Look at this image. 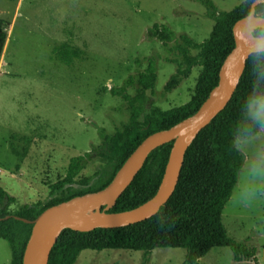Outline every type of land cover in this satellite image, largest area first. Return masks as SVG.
Listing matches in <instances>:
<instances>
[{"label": "rangeland", "instance_id": "obj_1", "mask_svg": "<svg viewBox=\"0 0 264 264\" xmlns=\"http://www.w3.org/2000/svg\"><path fill=\"white\" fill-rule=\"evenodd\" d=\"M236 7L238 0H0L7 34L0 60V187L17 200L10 210L37 202L47 206L88 190L78 186L51 194L70 160L87 153L76 180L99 189L111 173L99 156L102 136L123 133L133 109L113 92L125 90L134 99L139 75L153 62L157 81L143 92L144 105L167 111L189 103L200 69L177 85L172 80L177 66L169 62L177 58L175 47L182 36L205 42L215 23L211 11L220 15ZM155 24L173 32L167 46L147 39ZM62 46L79 54L69 66L54 55ZM222 222L232 239L255 249L258 262L236 263L225 247L212 249L199 264H264V205L246 210L228 202ZM186 259L184 249L149 255L104 250L84 251L76 264H186ZM10 263L9 244L0 239V264Z\"/></svg>", "mask_w": 264, "mask_h": 264}, {"label": "trees", "instance_id": "obj_2", "mask_svg": "<svg viewBox=\"0 0 264 264\" xmlns=\"http://www.w3.org/2000/svg\"><path fill=\"white\" fill-rule=\"evenodd\" d=\"M210 10V4L207 5ZM215 20L209 39L196 44L187 36H182L181 44L175 47L177 58L169 60L177 66L172 80L177 85L189 77L194 69H200L194 94L186 105L163 111L152 105H144L143 92L153 90L157 81V69L150 62L147 70L139 75L141 89L131 99L125 90L113 92L130 101L132 115L130 126L123 133L102 136L99 156L107 162L110 177L99 189H90L89 180L78 182L76 178L85 169L90 154L70 160L66 176L51 186V194L64 192L70 188L82 187L71 197L54 200L44 206L42 202L23 205L16 211L10 210L16 198L0 187V239L7 241L11 250L10 264H23V256L33 225L17 220L34 221L47 208L106 188L129 156L150 135L168 130L193 116L209 97L219 82L220 69L235 47L233 26L242 15L236 7L230 13L209 14ZM4 21L0 20V60L6 44L7 34ZM148 40H157L167 46L174 38L167 26L155 24L147 34ZM168 51L174 49L169 47ZM199 51L195 56L192 51ZM64 64L70 65L71 52L62 46L54 51ZM250 67L246 64L244 74L228 106L206 127L188 148L181 170L179 183L169 202L153 218L124 228L96 229L91 232L65 230L52 249L48 264H76L84 251L123 250L144 252L149 255L156 249H184L187 251L186 264H199L212 249L229 248L235 262L253 260L258 262L255 249L244 242L232 239L223 222V211L235 183V170L242 156L232 151L231 129L239 107L248 90ZM169 91L171 88L167 86ZM173 142L154 150L146 160L142 170L132 184L109 211L120 213L135 209L157 193L161 184ZM156 170L157 174H153Z\"/></svg>", "mask_w": 264, "mask_h": 264}, {"label": "water", "instance_id": "obj_3", "mask_svg": "<svg viewBox=\"0 0 264 264\" xmlns=\"http://www.w3.org/2000/svg\"><path fill=\"white\" fill-rule=\"evenodd\" d=\"M237 24L238 21L233 26L235 47L220 69L218 85L193 116L168 130L147 137L103 190L47 208L34 221L16 218L33 225L23 264H48L53 247L67 229L91 232L128 227L153 218L169 202L179 183L188 148L199 133L228 106L244 74L243 37L236 30ZM172 142L169 160L155 196L135 209L109 212L142 170L149 155Z\"/></svg>", "mask_w": 264, "mask_h": 264}, {"label": "clouds", "instance_id": "obj_4", "mask_svg": "<svg viewBox=\"0 0 264 264\" xmlns=\"http://www.w3.org/2000/svg\"><path fill=\"white\" fill-rule=\"evenodd\" d=\"M238 7L236 30L243 37L250 79L231 129V149L243 158L228 202L250 210L264 205V0H238Z\"/></svg>", "mask_w": 264, "mask_h": 264}]
</instances>
